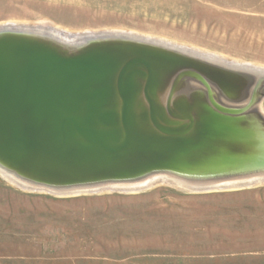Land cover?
I'll return each instance as SVG.
<instances>
[{
	"label": "water",
	"instance_id": "water-1",
	"mask_svg": "<svg viewBox=\"0 0 264 264\" xmlns=\"http://www.w3.org/2000/svg\"><path fill=\"white\" fill-rule=\"evenodd\" d=\"M0 170L56 193L264 184V69L129 32L0 23Z\"/></svg>",
	"mask_w": 264,
	"mask_h": 264
},
{
	"label": "rangeland",
	"instance_id": "rangeland-1",
	"mask_svg": "<svg viewBox=\"0 0 264 264\" xmlns=\"http://www.w3.org/2000/svg\"><path fill=\"white\" fill-rule=\"evenodd\" d=\"M0 23L129 31L264 66V0H0ZM0 264H264V184L58 196L0 177Z\"/></svg>",
	"mask_w": 264,
	"mask_h": 264
},
{
	"label": "bare ground",
	"instance_id": "bare-ground-1",
	"mask_svg": "<svg viewBox=\"0 0 264 264\" xmlns=\"http://www.w3.org/2000/svg\"><path fill=\"white\" fill-rule=\"evenodd\" d=\"M13 24L29 25V23H13ZM38 25H42V26L50 28L52 30L59 31L61 33H64V35H67L69 33H80V32H73V31L67 30L65 28H62V27H59V26H56V25H52V24L51 25L50 24H45V25L44 24H38ZM103 31H122V30H103ZM85 32H88V31H85ZM122 32H129V31H122ZM129 33H133V34L140 35V36H146V35H141V34L134 33V32H129ZM146 37H151V36H146ZM153 38H158V39L164 40L166 42L173 43V44L180 45V46L190 47L192 49H195V50H198V51H201V52H204V53L212 54L214 56H217L219 58H223V59H226V60H229V61H232V62L242 63V64H245V65H248V66L251 65L253 67H258V68L264 69V66L256 65V64H253V63H249V62H241V61L228 59V58H225V57L220 56V55L215 54V53H211V52H208V51H205V50H202V49L200 50V49H198L196 47H193V46H187V45L179 44L177 42L168 41L166 39L159 38V37H153ZM0 177L2 179L6 180L7 182H9L10 184H12V185H14V186H16V187H18L20 189L28 190V191L45 192V193H50V194L58 195V196H72V195L86 194V193H76V192L56 193V192H50L48 190H43V189L25 187L24 185L19 184L15 179H13L10 175H8L7 173L3 172L2 170H0ZM158 178L159 179L157 181H160L162 184H168V185L174 186L175 188H177L179 190H182V191H186V192H204L203 190L192 189L189 186H186V185H184L182 183H179V182H175V181H173V180H171L169 178H166V177H158ZM249 187H251V186H249ZM213 190H217V189H213ZM220 190H222V189H220ZM105 191H107V190H105ZM126 192H128V191H126Z\"/></svg>",
	"mask_w": 264,
	"mask_h": 264
}]
</instances>
